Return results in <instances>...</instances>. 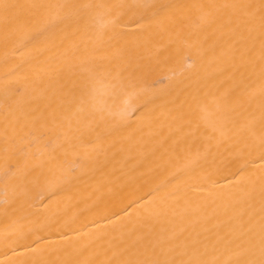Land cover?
Instances as JSON below:
<instances>
[{"label": "bare ground", "instance_id": "6f19581e", "mask_svg": "<svg viewBox=\"0 0 264 264\" xmlns=\"http://www.w3.org/2000/svg\"><path fill=\"white\" fill-rule=\"evenodd\" d=\"M0 264H264V0H0Z\"/></svg>", "mask_w": 264, "mask_h": 264}]
</instances>
